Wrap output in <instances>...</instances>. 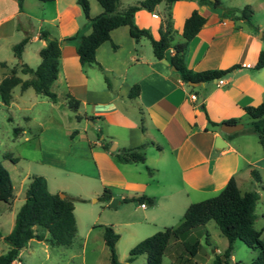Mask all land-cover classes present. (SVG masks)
Listing matches in <instances>:
<instances>
[{
  "label": "crops",
  "instance_id": "1",
  "mask_svg": "<svg viewBox=\"0 0 264 264\" xmlns=\"http://www.w3.org/2000/svg\"><path fill=\"white\" fill-rule=\"evenodd\" d=\"M88 1L90 16L98 15L102 8ZM139 1L142 0H120L119 9ZM220 1L222 8L241 10L249 6L252 25L245 20L225 18L222 8H213L200 0H176L169 6L161 2L151 12L139 9L134 14L135 25L158 39L159 28L169 13L173 43L182 41L184 21L193 11L205 18L204 25L189 41L186 67L196 72L236 67L220 78L222 84L214 79L196 86L183 82L172 65L163 62L165 58L154 56L150 40L133 38L126 25L111 30L109 40L99 45L96 64L82 67L74 45L62 43L63 38L80 29L85 34L90 32L75 0H22L21 7L10 15H24L29 21L26 29L18 30L19 41L25 35L29 37L21 54V61L29 67L35 68L40 63L38 52L45 46V41L39 38L40 30H48L60 40L58 74L51 85L56 101L37 94L39 98L31 105L47 103L40 113L39 125L45 128L54 124L63 133L64 151L47 162L46 173L36 175L46 179L51 193L80 199L73 202L76 225L77 211L91 209L90 200H99L103 190L108 189L111 199L107 203L115 199L121 211L133 207L143 212L122 221L127 234L134 235L140 225L151 228V232L176 226L191 203L216 195L233 178L239 191L257 192L255 216H260L259 231L262 230L264 206L257 213L256 209L259 202L264 205V147L257 134L250 131V119L244 108L264 103V67L255 68L259 53L264 50V0ZM18 73L22 80L31 78L30 74ZM27 75L29 78L22 77ZM134 86L138 87V94L131 97ZM191 93L201 97V101L193 102L189 98ZM66 94L80 102L76 112L67 107ZM13 100L12 95L8 106L13 105ZM76 114L80 119L75 118ZM64 116L75 118L72 127H65ZM26 118L32 120L34 116ZM229 120L243 127L223 133L220 126ZM17 134L23 136L25 131L19 129ZM217 136L222 140V148L215 147ZM24 139L30 140L28 135ZM140 146L145 154L143 163L118 160L119 150ZM252 171L258 179L253 178ZM141 196L142 202H122L123 198ZM148 205L151 207L147 208ZM41 232L48 237L47 231ZM33 240L36 239H30L27 245ZM36 241L42 243L40 252L45 257H49V249L57 246L46 239ZM106 252L109 262L107 247ZM139 257L145 259L140 255L134 260ZM12 264L24 263L19 257ZM82 264L87 263L84 260Z\"/></svg>",
  "mask_w": 264,
  "mask_h": 264
},
{
  "label": "trees",
  "instance_id": "2",
  "mask_svg": "<svg viewBox=\"0 0 264 264\" xmlns=\"http://www.w3.org/2000/svg\"><path fill=\"white\" fill-rule=\"evenodd\" d=\"M50 2L53 0H38ZM80 7L83 16L86 18L90 32L80 29L71 36L63 38L62 41L74 45L79 62L82 67L96 64L95 52L103 42L109 40L111 30L119 26H128L131 36L135 39L147 37L150 40L153 54L158 59L165 58L174 66L181 80L188 82H210L222 78L236 66L226 70H205L192 71L185 65V56L189 41L198 33L205 23V18L197 11H193L184 21L182 30V41L173 43V30L171 28L169 13L166 15L164 24L159 28V38L154 39L145 29L138 28L134 23V14L139 9L153 11L155 6L165 2L168 6L176 0H142L137 4L120 10V0H97L102 11L90 16V5L88 0H75ZM213 8H222L220 0H200ZM21 7L22 0H17ZM222 16L232 20H245L251 24V9L244 6L241 10L233 8H222ZM238 12V14H236ZM39 38L45 41V46L38 52L40 63L31 68L21 61V54L25 44L28 42V35H25L18 43L12 46L14 57L18 63L12 67L7 75L0 80V103L9 105L12 98V90L19 86L23 91L31 87L37 94L56 101V94L51 91V85L57 78L58 63L60 56V40L54 37L48 30L42 29ZM172 49V53L169 52ZM0 65L5 66L4 63ZM264 67V50H261L255 65L259 69ZM30 74L31 78L22 80L17 72ZM138 94V87L131 89L130 96ZM67 107L76 112L80 102L70 94H66ZM250 119L249 129L257 134L260 144L264 147V103L257 106L244 108ZM75 118L80 119L79 115ZM229 123H236L229 120ZM216 125L214 123H211ZM17 133L19 128H15ZM107 148V145L104 146ZM143 146L137 148H123L116 152L118 160L122 162L145 161ZM16 163L17 158L9 157ZM252 176L258 179L255 171ZM14 197V186L8 169L0 162V201L10 203ZM256 191H239L233 178L229 179L223 189L216 195L191 203L185 210L180 223L176 226L165 227L141 241L128 251L126 263L132 262L137 256L144 255L146 264H162V258L171 240H178L190 256H195L200 242L184 241V238L193 229L205 225L213 220L220 233L227 239V247L221 255L215 254L210 264H230L233 243L236 240L242 241L245 245L257 252L255 259L248 264H264V242L260 239L261 231L254 228L255 205L258 201ZM109 202L111 197L108 189H104L100 198ZM144 196L138 198H123L122 202L137 200L142 202ZM152 203V199L148 198ZM80 200L77 197L65 195L63 198L59 193H51L47 188L46 179L41 175H32L25 190L24 201L15 214L14 228L6 235L0 233L8 245L7 250L0 254V264H12L19 260V253L30 239L47 240L52 245L69 246L75 237L76 222L74 216L73 202ZM82 201V200H81ZM47 231L45 238L42 232H36L34 227ZM103 240L107 247L110 264H125L118 260L115 244L119 235L114 232L112 226H103Z\"/></svg>",
  "mask_w": 264,
  "mask_h": 264
},
{
  "label": "rangeland",
  "instance_id": "3",
  "mask_svg": "<svg viewBox=\"0 0 264 264\" xmlns=\"http://www.w3.org/2000/svg\"><path fill=\"white\" fill-rule=\"evenodd\" d=\"M90 1L101 8L97 0ZM19 8L17 2H0V63L5 64V66L0 65V80L9 73L10 68L18 63L13 55L11 44L19 42L18 35L20 32L18 30L23 31L29 23L24 15L10 16ZM17 75L20 76L21 74L18 73ZM22 77L29 78V75ZM12 95L14 98L13 105L8 106L0 103V162L10 172L14 186V197L9 205L0 201V233L2 235L8 234L14 227L15 214L24 201L25 187L28 185L29 177L46 173L45 171H48L47 162H51L57 152L64 151L62 149H64L65 143L63 133L55 128L54 124L53 127H40L39 122H42L40 113L44 111L47 103L36 102L31 105V102L39 98L31 87L22 91L19 86H16L12 90ZM67 114L71 113L67 111ZM32 115L34 118L27 120L26 117ZM63 120L67 128L72 127L75 123L73 117L64 116ZM87 127L90 129V125ZM15 128L24 130L25 134L20 136L14 131ZM35 134L39 135L36 136ZM25 135L29 136V141L24 139ZM9 157L17 158L18 161L13 163ZM23 178V188L20 189L19 184ZM90 202L91 209L76 213V233L69 246H55L53 249H49V257H45L44 253L40 252V248H43L42 243L33 240L21 249L19 256L21 261L24 264H82L85 260L87 264H93L95 261L101 264H109L106 259L103 226L111 225L114 232L119 235L115 250L117 257L122 259L121 263L146 264L145 259H141V257L131 263H126L127 247L139 237L146 235L144 237L146 238L163 229L151 232L153 231L151 228L148 229L140 225L134 231L136 232L134 235L127 234L122 221L127 216L141 215L142 211L134 210L133 207H126L124 211H121L119 206L111 208L110 203L101 199L95 202L91 199ZM257 206L256 213L264 205L259 202ZM150 207V205L147 206V208ZM261 225V218L258 216L254 222V228L260 230ZM34 230L36 232L42 231L36 226ZM260 239L264 242V230ZM195 240L200 242L195 256H190L180 241L171 240L163 255L162 264H210L214 255H221L228 244L227 239L220 233L213 220L193 229L184 238V241L188 242ZM7 248V243L0 238V254L4 253ZM256 255L255 250L242 241L236 240L233 243L230 264H248L255 259Z\"/></svg>",
  "mask_w": 264,
  "mask_h": 264
},
{
  "label": "water",
  "instance_id": "4",
  "mask_svg": "<svg viewBox=\"0 0 264 264\" xmlns=\"http://www.w3.org/2000/svg\"><path fill=\"white\" fill-rule=\"evenodd\" d=\"M211 1H213V0H211ZM62 43H63V41H62ZM163 62H164L165 64H168V61L165 60V59L163 60ZM172 69L176 71V69L174 68V66H172ZM188 84L191 85V86H196V85H199L200 83H199V82H198V83H195V82H188ZM198 101H199V102L201 101V97L198 98ZM242 127H243V125L240 124V123H229V122H224V123L221 124V126H220V130H221L223 133H233V132H235V131L240 130ZM221 142H222L221 138H220L219 136H217V137L215 138V147H216V148H222L223 145L221 144ZM59 196H60L61 198H63L65 195H64L63 193H59ZM116 205H117V200H115V199L111 200L109 206H110L111 208H115Z\"/></svg>",
  "mask_w": 264,
  "mask_h": 264
},
{
  "label": "built area",
  "instance_id": "5",
  "mask_svg": "<svg viewBox=\"0 0 264 264\" xmlns=\"http://www.w3.org/2000/svg\"><path fill=\"white\" fill-rule=\"evenodd\" d=\"M223 80L219 79L218 84H222ZM189 98L193 101V102H197L198 101V96L195 93H191ZM198 103V102H197ZM141 207H145L144 203H141L140 205Z\"/></svg>",
  "mask_w": 264,
  "mask_h": 264
}]
</instances>
